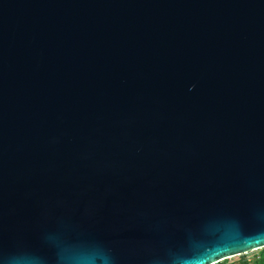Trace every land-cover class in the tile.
<instances>
[{"label": "water", "instance_id": "95a60500", "mask_svg": "<svg viewBox=\"0 0 264 264\" xmlns=\"http://www.w3.org/2000/svg\"><path fill=\"white\" fill-rule=\"evenodd\" d=\"M262 248L264 0H0V264Z\"/></svg>", "mask_w": 264, "mask_h": 264}, {"label": "trees", "instance_id": "16d2710c", "mask_svg": "<svg viewBox=\"0 0 264 264\" xmlns=\"http://www.w3.org/2000/svg\"><path fill=\"white\" fill-rule=\"evenodd\" d=\"M240 258L234 262H228V260H224L217 264H264V248L252 259H247L244 255L239 256Z\"/></svg>", "mask_w": 264, "mask_h": 264}, {"label": "rangeland", "instance_id": "374dc122", "mask_svg": "<svg viewBox=\"0 0 264 264\" xmlns=\"http://www.w3.org/2000/svg\"><path fill=\"white\" fill-rule=\"evenodd\" d=\"M261 251V249H257V250H254V251H251L247 254H244V257H246L247 259H252L253 257H255L259 252ZM242 256V255H240ZM240 257L239 256H236V257H231L228 260V262H234V261H237Z\"/></svg>", "mask_w": 264, "mask_h": 264}, {"label": "snow or ice", "instance_id": "6c2138e0", "mask_svg": "<svg viewBox=\"0 0 264 264\" xmlns=\"http://www.w3.org/2000/svg\"><path fill=\"white\" fill-rule=\"evenodd\" d=\"M253 246H256V245H251V244L248 245V247H253ZM237 250H241L242 251V250H246V249H237Z\"/></svg>", "mask_w": 264, "mask_h": 264}]
</instances>
